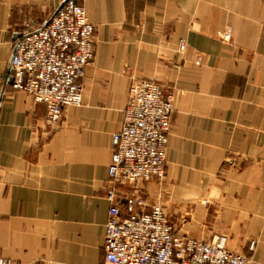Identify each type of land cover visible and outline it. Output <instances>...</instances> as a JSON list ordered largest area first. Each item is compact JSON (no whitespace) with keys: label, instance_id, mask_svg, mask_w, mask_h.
<instances>
[{"label":"crops","instance_id":"obj_1","mask_svg":"<svg viewBox=\"0 0 264 264\" xmlns=\"http://www.w3.org/2000/svg\"><path fill=\"white\" fill-rule=\"evenodd\" d=\"M64 1L0 0L1 256L103 264L112 136L132 81L155 78L175 94L165 178L121 194L162 206L181 236H224L264 264V0H76L95 29L94 58L82 106L49 128L8 66L24 25L38 29Z\"/></svg>","mask_w":264,"mask_h":264},{"label":"built area","instance_id":"obj_2","mask_svg":"<svg viewBox=\"0 0 264 264\" xmlns=\"http://www.w3.org/2000/svg\"><path fill=\"white\" fill-rule=\"evenodd\" d=\"M95 29L76 0L65 5L36 30L24 32L9 61L12 88L46 107L44 124L56 126L66 107L83 104L82 80L92 65ZM230 41V33L219 34ZM186 48L179 42V50ZM197 58L196 64L201 63ZM175 94L155 79H134L120 129L113 134L106 199L103 264H253L231 252L227 239L181 236L161 206L149 205L141 192L121 194L137 182L165 177L168 136ZM255 242L250 243L253 250ZM0 264H12L0 254Z\"/></svg>","mask_w":264,"mask_h":264},{"label":"water","instance_id":"obj_3","mask_svg":"<svg viewBox=\"0 0 264 264\" xmlns=\"http://www.w3.org/2000/svg\"><path fill=\"white\" fill-rule=\"evenodd\" d=\"M68 0H65L62 4H61V6H60V8L58 9V11L65 5V3L67 2ZM57 11V12H58Z\"/></svg>","mask_w":264,"mask_h":264},{"label":"rangeland","instance_id":"obj_4","mask_svg":"<svg viewBox=\"0 0 264 264\" xmlns=\"http://www.w3.org/2000/svg\"><path fill=\"white\" fill-rule=\"evenodd\" d=\"M162 86V85H161ZM163 87V86H162ZM164 88V87H163ZM165 89V88H164ZM165 90H167V89H165ZM165 178V177H164ZM163 181V180H162ZM160 206V205H159ZM161 208H162V206H161ZM163 209V208H162ZM164 211V210H163ZM165 213V212H164ZM166 214V213H165ZM167 216V215H166ZM168 218V217H167ZM199 239V238H198Z\"/></svg>","mask_w":264,"mask_h":264}]
</instances>
